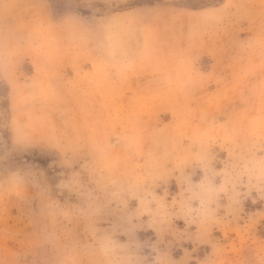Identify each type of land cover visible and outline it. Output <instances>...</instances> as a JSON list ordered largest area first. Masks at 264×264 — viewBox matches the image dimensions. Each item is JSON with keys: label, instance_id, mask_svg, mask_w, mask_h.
<instances>
[{"label": "rangeland", "instance_id": "obj_1", "mask_svg": "<svg viewBox=\"0 0 264 264\" xmlns=\"http://www.w3.org/2000/svg\"><path fill=\"white\" fill-rule=\"evenodd\" d=\"M0 264H264V0H0Z\"/></svg>", "mask_w": 264, "mask_h": 264}]
</instances>
